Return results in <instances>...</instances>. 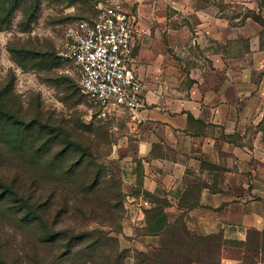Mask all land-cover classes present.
<instances>
[{
    "label": "rangeland",
    "instance_id": "rangeland-1",
    "mask_svg": "<svg viewBox=\"0 0 264 264\" xmlns=\"http://www.w3.org/2000/svg\"><path fill=\"white\" fill-rule=\"evenodd\" d=\"M31 4V12L21 4L12 12L10 25L0 28V92L6 89L13 95L26 120L39 118L44 124L62 129L71 140L83 143V151L63 166L66 171L74 164L76 183L57 174L59 181L49 186L53 184L49 178L37 179L33 165L21 164L16 155L7 156V148L0 143V178L21 193L33 191L35 199L45 200L48 193L58 192L47 212L51 220L58 215L56 229L95 232L96 237L106 233L107 238L102 237L103 252L79 259L77 264H113L117 258L122 264H163V258L171 257V262L175 261L173 257L186 254L185 247H181L184 243L174 242L184 236L180 230L186 228V223L193 235L203 236L190 216L196 207L174 211L167 188L160 185L152 191L144 161L158 156L169 158L167 145L155 143L146 159L140 158L138 123L133 116L102 115L77 85L59 77L63 76L61 63L54 68L49 60L51 53L61 51L67 31L75 22L96 17L103 7H120L132 13L142 34L136 36V42L143 37L151 43L149 35L158 38L153 43L160 42L158 50L181 60L184 68L190 69L194 62L199 66L203 61V84L211 88L210 94L212 90L223 94L230 104L225 105V117L231 120L229 129L237 122L235 118L239 124L252 100L257 103L254 114L249 112L246 117L251 129L244 134L230 130L223 138L239 144L246 139L244 146L255 150L257 160L251 158L252 165L260 175H252L248 182L250 190L255 189V198L264 203V0H35ZM183 27L187 33L175 44L169 31ZM20 50L44 53L47 62L39 66H34L39 60L23 64L25 53ZM205 127L207 123L203 121V131ZM85 155L92 159L87 166ZM83 175L99 181L81 185L79 177ZM88 187L93 193H80ZM198 196L192 193L188 198L195 200ZM11 205V201L0 205L6 209L5 213L0 210V250L9 264H35L32 258L37 248L36 235L26 220L9 215ZM183 211L186 217L176 224L177 231L167 229V214L173 219ZM96 237L84 245L96 241ZM52 247L50 251L40 247L37 255L52 257L61 251L58 243ZM190 252L198 255L195 249ZM192 259L202 262L193 264H263L261 250L254 253L249 246L228 239L214 255L195 256L187 264Z\"/></svg>",
    "mask_w": 264,
    "mask_h": 264
},
{
    "label": "crops",
    "instance_id": "crops-1",
    "mask_svg": "<svg viewBox=\"0 0 264 264\" xmlns=\"http://www.w3.org/2000/svg\"><path fill=\"white\" fill-rule=\"evenodd\" d=\"M169 33L177 44L187 29ZM137 35H142L139 29ZM149 37L151 43L142 37L135 47L139 75L149 84L144 107L132 115L139 130L137 153L146 159L155 143H165L170 150L169 158L144 161L152 191L160 185L167 188L174 211L189 209L187 201L181 199L186 192L198 193L199 206L190 216L203 235L223 233L228 240L245 241L249 229L264 231V203L255 198V189L251 191L248 182L252 175H260L252 165L257 160L255 150L244 146L246 139L239 144L223 138L224 133L237 130L244 134L251 129L246 117L249 112L254 114L257 103L249 101L245 116L238 125L235 118L237 122L229 129L231 120L225 117V105L230 104L223 94L212 90V95L211 88L203 84V61L186 69L181 60L158 50L160 42L153 44L158 38ZM203 121L207 123L204 131Z\"/></svg>",
    "mask_w": 264,
    "mask_h": 264
},
{
    "label": "trees",
    "instance_id": "trees-1",
    "mask_svg": "<svg viewBox=\"0 0 264 264\" xmlns=\"http://www.w3.org/2000/svg\"><path fill=\"white\" fill-rule=\"evenodd\" d=\"M33 1L35 0H0V28L10 25L13 14L12 12L17 10L21 4H24L26 9L31 12L33 8L31 3ZM94 18H81L78 21H92ZM20 52L25 53V55L23 54V64H29V62H37L36 60H39L38 63H34V66H39L44 65V63L47 62L44 53L39 55L26 50H20L19 53ZM12 53L15 54V51ZM58 54L59 52L55 50V52L50 55L49 60L54 63V68H57L60 65ZM59 77L65 81L74 83L81 91L80 85L76 79L64 75ZM69 88L70 87H68V89ZM12 96L11 93L6 92V89H3L0 92V143L7 148V156L16 155L19 158L17 160H19L21 164L26 163L27 165H33L35 177L41 181H43L45 177L49 178L53 182V184L49 186H55V183L59 181L57 174H61L63 175L62 177H67L69 179L72 178L73 183H76V176L73 177L74 172H72L75 170L74 164L70 165L68 167L69 170L66 171H63V166L65 165L66 160H69L74 154L83 151V143L71 140L66 132H62V129L55 128L49 124H44L38 117V120H26L23 117L22 111L17 109L15 105L16 100L13 99ZM56 146H58V148L55 150ZM83 154H85V151ZM1 156H3V152H0V157ZM87 156L88 155H85V166L88 165L89 160H92L87 159ZM79 178L80 183H82L81 185L84 186L99 181V178H93L91 176H85L84 178L83 175ZM80 193L89 195L93 192H91L88 187ZM189 194L192 193L190 191L186 192L181 199L187 201L190 205V209L199 206V197L195 200H191L188 198ZM33 195V191L31 193H21L4 179L0 178V205L2 204L3 206L7 201H11L12 205L9 207V215H12L14 218L20 217L23 220H26L28 224L27 227H30L36 235L34 243L37 248L33 253V255L35 254L32 258L33 263L65 264L66 262L75 261L74 264H77V260L79 259L93 257L103 252L102 237L107 238L106 233L100 232V236L96 237L95 235L97 234L95 232H75L71 228L58 230L56 229L58 215L54 220H51L49 217L47 218V212L50 213L48 205L56 201L58 192L54 191L48 193L45 200L44 198L35 199ZM40 196L42 197V194ZM2 206H0V210L2 213H5L6 209ZM166 217V222L168 224L167 229H176L177 231L176 224L181 221L183 217H186V214L183 211L173 219H171L170 214H167ZM186 224V228L180 230L184 236L174 241L179 244H181V242L184 243L181 247H185L186 254H184L183 257H173L175 261L171 262H169L171 257L163 258V264H187L188 260L195 256H203V254L214 255L216 250H221V247L227 242L223 233L203 236L193 235V233L188 230ZM37 232L40 234L39 237L37 236ZM94 237H96V241L84 245L87 240ZM253 241H255V243ZM238 242L249 246L254 253H258L261 250L264 255V231L249 229L247 239ZM54 243H58V246L60 245L61 251L59 253H53L52 257H48V255H37L40 247L50 251V249H53L52 244ZM189 243H192V245ZM260 243H262V247H260ZM167 247L169 246L167 245ZM194 249L198 255L190 252L194 251ZM196 262L201 261H195V259H192L190 264ZM212 262L213 261L206 263L203 261L204 264H214ZM0 264H9L1 250ZM113 264H122L120 263V258L114 260Z\"/></svg>",
    "mask_w": 264,
    "mask_h": 264
},
{
    "label": "built area",
    "instance_id": "built-area-1",
    "mask_svg": "<svg viewBox=\"0 0 264 264\" xmlns=\"http://www.w3.org/2000/svg\"><path fill=\"white\" fill-rule=\"evenodd\" d=\"M135 16L103 7L92 20L75 22L59 52L60 74L76 79L81 92L101 112L136 116L149 84L140 77Z\"/></svg>",
    "mask_w": 264,
    "mask_h": 264
}]
</instances>
